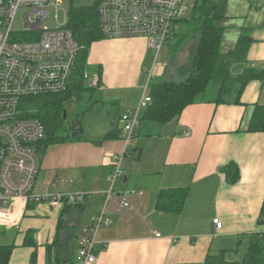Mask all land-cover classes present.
I'll return each mask as SVG.
<instances>
[{"label":"crops","instance_id":"crops-1","mask_svg":"<svg viewBox=\"0 0 264 264\" xmlns=\"http://www.w3.org/2000/svg\"><path fill=\"white\" fill-rule=\"evenodd\" d=\"M226 10L227 21L220 24L222 51L233 50L243 29L252 39L245 62L233 66V76L247 66L264 68V0L259 5L229 0ZM91 49L87 70L100 74L91 104L104 108L86 122L80 110L75 119L81 132L40 144L37 181L39 189L58 182L60 190L64 186L90 197L73 205H28L20 225L7 229L12 232L7 243L13 245L9 264H30L33 255L35 264H76L81 237L107 188L110 157L124 146L121 115L137 107L150 80H183L191 61L166 64L149 78L144 73L151 64L146 38L101 39ZM217 90L166 125L138 127L118 183L134 208L123 218L113 215L114 224L100 228L97 260L91 264H201L208 256L240 264L251 236L264 233V130L250 128L256 106L264 107V79L250 80L239 94L233 91L222 100ZM109 131L117 135L104 138ZM79 134L84 135L80 140L70 139ZM229 166L237 172L235 181ZM216 218L219 226L213 223Z\"/></svg>","mask_w":264,"mask_h":264},{"label":"built area","instance_id":"built-area-1","mask_svg":"<svg viewBox=\"0 0 264 264\" xmlns=\"http://www.w3.org/2000/svg\"><path fill=\"white\" fill-rule=\"evenodd\" d=\"M249 1L259 5V0ZM58 5L59 0H0L1 228L16 229L30 204L73 205L90 197L88 192L67 191L64 186L60 190L58 182L42 189L37 185L41 167L38 149L45 139V126L40 119L27 116L24 105L34 98L66 94L79 53V44L66 23L50 29L43 26L50 16L48 8L54 6L57 11ZM187 8L185 0H100L98 26L103 39L144 37L157 55L178 29ZM145 71L151 74V70ZM91 74L85 72L83 78L94 88L100 79ZM144 90L137 107L120 117L124 146L110 157L107 188L97 216L81 237L76 264L95 263L100 228L114 224L113 215L123 218L126 210L134 208L131 196L120 194L118 183L123 179L122 160L139 127L141 112L151 101L146 87ZM260 218L264 223V205ZM213 223L220 225L217 218Z\"/></svg>","mask_w":264,"mask_h":264},{"label":"trees","instance_id":"trees-1","mask_svg":"<svg viewBox=\"0 0 264 264\" xmlns=\"http://www.w3.org/2000/svg\"><path fill=\"white\" fill-rule=\"evenodd\" d=\"M99 2L100 0H97L94 7L76 8L71 6L68 10L66 27L72 32L79 44V53L70 90L64 95L34 98L28 100L24 105L27 116L40 119L45 126V139L40 143L41 145L59 143L63 140L61 132H63V124L66 119L63 117V106L66 101L81 100L80 102L84 104V107L80 110L85 116V122L92 119L94 112H97L99 107L104 108L103 106L95 107L91 104L95 89L92 88L93 90H91L83 78V71L88 69L87 57L92 43L103 39L98 26L97 7ZM226 6L227 0L195 1L192 14L187 20L185 19L183 29L178 31V28L173 33L176 43L171 45L180 47L187 38L185 32H188V36L194 35L195 42L192 46L193 53H191L189 72L183 80L178 82H151L149 86L151 101L141 112L139 127L141 124L166 125L169 121L178 118L188 105L193 104L208 92L212 83L218 89L217 100H222L225 95L233 91L239 94L250 80L264 79V68L262 67L247 66L233 76V66L245 62L252 39L244 33L243 29V33L233 50L222 51L221 42L224 27L219 25V22L226 18ZM97 71L99 72V70ZM84 91L87 92L84 93ZM103 118L105 120L106 117ZM250 128L264 130V107L256 106ZM78 129H74L75 131H71V133H78ZM82 135L79 134L70 139L80 140ZM116 135L109 131L104 138L115 137ZM229 172L233 173L231 180L235 181L237 172L230 166ZM12 248L13 245L0 244V264H9ZM33 256H31L30 264H35ZM201 264H226V262L220 256H208L206 261ZM240 264H264V233H254L251 236L246 254Z\"/></svg>","mask_w":264,"mask_h":264},{"label":"rangeland","instance_id":"rangeland-1","mask_svg":"<svg viewBox=\"0 0 264 264\" xmlns=\"http://www.w3.org/2000/svg\"><path fill=\"white\" fill-rule=\"evenodd\" d=\"M196 0H185V3L187 4V10L184 14V16L182 17L180 25H179V29L178 31H180L181 29H183L184 27V21L185 19L187 20L191 14H192V9L194 6ZM97 0H59V5L57 7V11L55 9L54 6H51L48 8L49 12H50V16L48 19L44 20L43 26L47 27V28H55L59 25H64L67 22L68 19V10L70 9V7H79V8H88V7H94L96 5ZM229 2V0H228ZM227 2V3H228ZM57 14V17H55V15ZM221 20L219 22L220 24H223L224 22H226L227 20ZM224 21V22H223ZM223 22V23H222ZM185 36L187 37L186 40H184L182 42V45L180 47H173L171 45H175L176 40L175 37L172 35L169 39V43L171 44L169 46V44H165L163 46V52L161 51L160 53H158L156 55V51L155 49H151L149 56L151 57V64L148 67L149 70H151V74H149V72H144L146 75H148L149 78H152L153 75V71L154 70H158L159 68L163 69V63L166 62V68L169 66V64H178V65H184L188 59H190L192 57L193 53V44L195 42V37L194 35H190L188 36V32L184 33ZM176 49V50H174ZM92 50L91 47L89 49V51ZM91 52V51H90ZM149 63V62H148ZM183 63V64H182ZM185 66V65H184ZM184 66H182L181 68H183ZM85 72L88 73H92L91 75H98L99 79H100V74L99 72L96 71H89V70H84L83 71V75ZM176 74L178 73V71L175 72ZM164 75V74H163ZM151 82H153V80H150ZM149 81V83H150ZM154 81H159V79L155 78ZM100 85V84H99ZM97 85V87H94L93 89H98L100 86ZM146 87V93H149L148 90V86L147 84L145 85ZM214 88V83H212L209 88H208V92L205 94V98H207L210 94H211V90ZM91 88V90H93ZM91 90H89V93H91ZM87 91H84V93ZM81 100H69L66 101L64 104V110L66 113V119H65V124H68V121L74 122V120H76L75 116L76 114L79 112V110L81 108L84 107V104L80 102ZM67 135L66 132H61V136ZM38 178L40 179V176H38ZM12 232L11 231H7V228L5 227H0V244H8L7 239H8V235H10Z\"/></svg>","mask_w":264,"mask_h":264},{"label":"flooded vegetation","instance_id":"flooded-vegetation-1","mask_svg":"<svg viewBox=\"0 0 264 264\" xmlns=\"http://www.w3.org/2000/svg\"><path fill=\"white\" fill-rule=\"evenodd\" d=\"M78 122L74 120V122L68 121V124H63V131L66 132V134L74 132L77 127H78Z\"/></svg>","mask_w":264,"mask_h":264},{"label":"water","instance_id":"water-1","mask_svg":"<svg viewBox=\"0 0 264 264\" xmlns=\"http://www.w3.org/2000/svg\"><path fill=\"white\" fill-rule=\"evenodd\" d=\"M64 112V114H63V117L64 118H66V113H65V110L63 111ZM77 128H79L78 130H79V132H81L82 131V128H81V126L79 125ZM124 193H122L121 195H123Z\"/></svg>","mask_w":264,"mask_h":264}]
</instances>
